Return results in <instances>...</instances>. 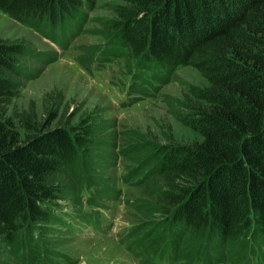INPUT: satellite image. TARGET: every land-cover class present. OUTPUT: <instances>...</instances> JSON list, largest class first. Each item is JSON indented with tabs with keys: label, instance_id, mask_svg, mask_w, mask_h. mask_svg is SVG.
Segmentation results:
<instances>
[{
	"label": "trees",
	"instance_id": "trees-1",
	"mask_svg": "<svg viewBox=\"0 0 264 264\" xmlns=\"http://www.w3.org/2000/svg\"><path fill=\"white\" fill-rule=\"evenodd\" d=\"M94 3L0 0V10L25 25L56 27ZM113 13L105 28L136 66L162 82L192 67L207 81L191 87L193 100L177 116L200 140L118 149L114 121L95 114L73 123L31 114L19 128L5 105L22 85L26 48L0 40V264H60L43 238L66 227L56 206L70 201L79 210L84 191L98 202L115 198L104 173L119 155L140 167L122 178L138 190L127 204L153 221L145 233L155 229L148 238L131 229L142 255L168 251L185 262L200 257L198 243L216 250L246 239L264 252V0H122Z\"/></svg>",
	"mask_w": 264,
	"mask_h": 264
},
{
	"label": "rangeland",
	"instance_id": "rangeland-1",
	"mask_svg": "<svg viewBox=\"0 0 264 264\" xmlns=\"http://www.w3.org/2000/svg\"><path fill=\"white\" fill-rule=\"evenodd\" d=\"M120 3L122 0H95L93 7L83 6L74 19L56 27L46 21L25 25L0 10V40L21 43L26 48V55L19 60L22 85L4 106L17 127L22 128L23 119L31 114L38 122L54 116L51 123H73L95 114L114 121L121 141L116 143L118 149L129 143L148 150L158 144L200 140L199 134L183 125L177 116L183 111L182 102L193 100L191 87L207 86V81L196 69L183 66L162 82L159 74L144 71L128 60V50L105 28L108 20L115 18L113 7ZM133 169L137 172L140 167L121 155L109 163L104 176L113 184L115 198H102L97 211L90 205H80L76 210L70 201L60 202L57 211L69 229L60 227L61 234L46 233L43 238L53 247V255H46L64 264H157L155 252L145 257L136 250L132 238L136 231L141 238L155 232L151 228L145 233L153 221L138 219L127 204L138 190L122 178ZM105 216V222L111 220V225L104 231L100 224ZM160 222H154V227ZM135 226L140 228L132 233ZM216 248L204 250V244L198 243L200 257L190 256L185 262L173 260L167 251L165 264H245L244 256L251 264H261L253 253L257 250L261 261L264 259L260 245L247 239L235 244L219 243Z\"/></svg>",
	"mask_w": 264,
	"mask_h": 264
},
{
	"label": "bare ground",
	"instance_id": "bare-ground-1",
	"mask_svg": "<svg viewBox=\"0 0 264 264\" xmlns=\"http://www.w3.org/2000/svg\"><path fill=\"white\" fill-rule=\"evenodd\" d=\"M130 82H131V79H130ZM130 86H131V84H130ZM218 264V263H217Z\"/></svg>",
	"mask_w": 264,
	"mask_h": 264
}]
</instances>
